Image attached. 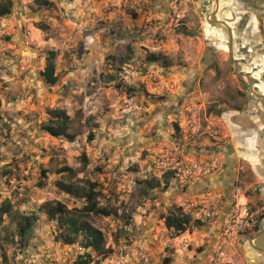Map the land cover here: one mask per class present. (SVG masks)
I'll use <instances>...</instances> for the list:
<instances>
[{
  "label": "rangeland",
  "instance_id": "1",
  "mask_svg": "<svg viewBox=\"0 0 264 264\" xmlns=\"http://www.w3.org/2000/svg\"><path fill=\"white\" fill-rule=\"evenodd\" d=\"M7 1L0 264H264L248 242L264 227V98L241 87L226 28L207 21L214 0ZM242 1L221 0L216 17L264 95V5ZM50 51L55 85L41 74ZM53 109L69 115L73 139L42 129ZM90 192L97 213L82 210ZM59 204L102 233L106 256L83 233L63 242L65 216L46 213ZM171 212L189 217L187 231L165 227ZM254 244L264 250V232Z\"/></svg>",
  "mask_w": 264,
  "mask_h": 264
},
{
  "label": "trees",
  "instance_id": "2",
  "mask_svg": "<svg viewBox=\"0 0 264 264\" xmlns=\"http://www.w3.org/2000/svg\"><path fill=\"white\" fill-rule=\"evenodd\" d=\"M34 3L42 5H50L51 3L47 0H34ZM10 13L9 1L4 4H0V17H3ZM42 28V27H41ZM43 29V28H42ZM152 60H157V57L151 55ZM46 64L43 72L41 73L47 83L50 85H55L57 83L58 77L55 74V52L50 51L45 58ZM168 64V62H166ZM71 119L65 110L53 109L49 111V119L42 129L46 131L53 137H64L67 139H73L74 134L69 132ZM93 135H88V140H92ZM150 188L155 187V183H150L147 181ZM158 184V183H157ZM96 193L90 192V201L83 207V211L86 213H97L99 212L97 208V203L95 197ZM4 212H8L6 209ZM47 215L50 220H55L58 214L65 216V223L68 225L70 234L64 235L62 240L65 244H74L76 241L75 235L83 233L85 248H91L103 257L106 256L105 251V241L102 233L87 224H79L75 217H66V209L60 204L56 207H47ZM24 222L19 225V235L24 237V235L30 230L33 222V218L24 217ZM164 225L167 229H172L178 233H183L190 227V219L187 215H181L175 212L169 213L164 219ZM91 259L89 255L78 256L75 260V264H90Z\"/></svg>",
  "mask_w": 264,
  "mask_h": 264
},
{
  "label": "flooded vegetation",
  "instance_id": "3",
  "mask_svg": "<svg viewBox=\"0 0 264 264\" xmlns=\"http://www.w3.org/2000/svg\"><path fill=\"white\" fill-rule=\"evenodd\" d=\"M233 0H225L226 3L231 2ZM242 1V0H241ZM220 2L221 0H214V8L213 11L210 13V15L207 17V21L215 24V25H222L223 27L226 28L227 30V35H228V49H229V43H230V36L229 33H231L232 35V31L228 25V23L226 21H222L220 19H217V14L218 11L221 10L220 9ZM243 7L248 11V12H252L254 10H258V7L264 5V0H243L242 1ZM241 4V3H240ZM242 21V20H241ZM244 21V20H243ZM232 42H233V35H232ZM233 45V43H232ZM243 75H245L244 73H242ZM249 77V76H248ZM250 80V77H249ZM244 82L246 89L251 90L250 87L252 86L251 81L249 82L247 78L243 77L242 80H240V84L242 87V83Z\"/></svg>",
  "mask_w": 264,
  "mask_h": 264
},
{
  "label": "water",
  "instance_id": "4",
  "mask_svg": "<svg viewBox=\"0 0 264 264\" xmlns=\"http://www.w3.org/2000/svg\"><path fill=\"white\" fill-rule=\"evenodd\" d=\"M229 36H230V43H229L230 61L234 64L235 74H236V76H237L240 80H242L243 77H245V78H247L248 81L250 82L248 75H243L242 73L239 72V69H238V63L235 61V59H234V57H233V54H232V35H231V33H229ZM241 83H242V82H241ZM242 87L246 88L244 82L242 83ZM250 89H251V91H252L255 95L264 98V95H262V94H258V93H256V92H254L252 86L250 87ZM263 232H264V227H263L258 233H256L255 235H253V236L248 240V242H249V244H250V245H251L256 251H258V252L264 254V250H263V249H260L259 247H257V246L254 244V241H255V240H256V239H257V238H258Z\"/></svg>",
  "mask_w": 264,
  "mask_h": 264
},
{
  "label": "built area",
  "instance_id": "5",
  "mask_svg": "<svg viewBox=\"0 0 264 264\" xmlns=\"http://www.w3.org/2000/svg\"><path fill=\"white\" fill-rule=\"evenodd\" d=\"M201 213H202V214L204 213V215H209L208 212H205V211H203V210H201Z\"/></svg>",
  "mask_w": 264,
  "mask_h": 264
}]
</instances>
